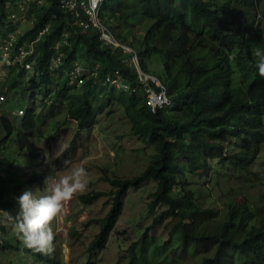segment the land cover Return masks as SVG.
Here are the masks:
<instances>
[{"label":"trees","instance_id":"trees-1","mask_svg":"<svg viewBox=\"0 0 264 264\" xmlns=\"http://www.w3.org/2000/svg\"><path fill=\"white\" fill-rule=\"evenodd\" d=\"M74 1V8L65 4ZM89 1L0 0V45L18 29L13 19L25 4L37 21L14 39L13 49L31 50L25 60L36 72L31 89L43 87V97L62 103L82 130L108 105L119 104L131 135L156 147L140 176L112 181L114 205L90 251L105 248L128 191L152 181L148 208L155 217L130 247L129 264H264V76L255 67L256 49L264 50V0H101L100 27L80 7ZM104 31L135 51L140 71L164 86L171 105L155 110L149 104L134 62ZM155 62L162 63L159 72L151 67ZM27 71L24 64L9 69L7 92L23 88ZM147 84L160 91L155 82ZM35 112L26 111L20 127L0 115V208L8 212L17 206L15 183L23 185L14 145L34 155ZM38 178L42 182L44 175ZM106 195L80 199L91 205ZM167 218L175 223L162 243L149 234ZM14 238L0 227V264L10 250L19 257L24 252ZM27 253L61 264L43 251ZM186 255L199 262L182 263Z\"/></svg>","mask_w":264,"mask_h":264},{"label":"rangeland","instance_id":"rangeland-1","mask_svg":"<svg viewBox=\"0 0 264 264\" xmlns=\"http://www.w3.org/2000/svg\"><path fill=\"white\" fill-rule=\"evenodd\" d=\"M75 2H72V7L76 6ZM19 6L20 14L13 19L18 29L15 30V33L10 32L9 40H4V43L10 39L14 40L17 36H23L36 24V16L28 11L27 6L23 3H20ZM86 6L82 2L80 7L85 9ZM88 13L91 20L98 25L96 23L98 13L96 11ZM138 31V36H140V32H142L140 24ZM128 53L131 58V52ZM157 59L162 62L159 56H155L154 60ZM161 65L162 63L155 62L151 67L154 71L159 72ZM10 75L9 69L0 59V95H6L5 101L2 103L0 98V115H5L11 123L20 127L23 117L15 113L17 117L13 112H17L21 108L26 111H36V125L30 136L34 155L31 156V152L27 148L19 152V147L14 145L15 156L12 160H18V175L23 182L21 190L17 187L19 182L15 183L16 187L12 190L15 200L25 189H39L37 195L44 194V178L49 175L51 168L50 164L45 163L44 153L47 151L51 154L58 140L64 146V151L52 164L60 168L63 166V160L67 159L73 165H82L87 171L85 190L74 193L69 200L63 202L60 212L49 225L55 235V240L51 250H44L43 253L50 254L54 260L61 261V264H129L130 247L143 238L155 217L154 214H150L148 208L151 193L156 190V185L152 181L146 182L140 188L130 189L123 198L122 213L105 248L92 252L90 244L100 233V221L113 208L114 200L110 193L115 192L116 188L113 187L112 181H125L140 176L152 163L156 147L144 144L131 135V122L119 104L108 105L103 112L96 114L95 122L89 130H82L75 120H68L66 109L62 103L52 102L51 98L43 97L41 91L43 87L31 89L33 86L31 79L36 76L34 69L25 73L21 83L23 88L7 92L11 80ZM57 78L59 79L60 76L55 74L54 79ZM74 78L75 76L72 75L71 82H75ZM36 79L39 83L37 86H42L38 81L39 78ZM52 87L51 89H57L58 86ZM32 97H35L36 100H31ZM19 159L23 162L19 163ZM39 174L44 175L42 182L38 178ZM32 177L35 178L33 184L30 182ZM91 193H106L107 195L94 201L91 205L82 203L81 196ZM164 209L166 207H159L157 213ZM17 211L18 205L9 213L14 216ZM174 223L172 218H167L162 225L151 230L149 235L158 237L163 243L169 238V232ZM3 225L6 226L8 238L15 237L13 243L20 244L24 251L20 257V252L16 253L13 250L4 254L1 260L5 264H11V259L16 264H47L34 259L31 254L27 253V250L35 252L38 250L26 247L19 238L13 221L0 214V227ZM158 260L161 261V259ZM181 262H199V257L186 255L183 256Z\"/></svg>","mask_w":264,"mask_h":264},{"label":"clouds","instance_id":"clouds-1","mask_svg":"<svg viewBox=\"0 0 264 264\" xmlns=\"http://www.w3.org/2000/svg\"><path fill=\"white\" fill-rule=\"evenodd\" d=\"M14 54L13 52L12 56ZM256 57V70L259 75L264 76V50L257 48ZM6 67L10 69L13 66ZM32 70L33 68L28 71ZM137 70L142 73L139 66ZM0 96L2 103L5 101L6 95ZM15 113L24 117L26 110L21 108L17 112H13V114ZM63 151L64 146L58 140L51 154L47 151L44 153L45 163L51 165L49 175L44 178V194L37 195L39 189H25L16 197L18 211L14 216L7 210L0 209V214L13 221L19 238L28 248L38 251L51 250L53 232L49 225L60 212L63 202L69 200L74 193L84 191L87 186V171L82 165H73L67 159L63 160V166L60 168L52 164Z\"/></svg>","mask_w":264,"mask_h":264},{"label":"built area","instance_id":"built-area-1","mask_svg":"<svg viewBox=\"0 0 264 264\" xmlns=\"http://www.w3.org/2000/svg\"><path fill=\"white\" fill-rule=\"evenodd\" d=\"M101 0H92L89 3V6H86L87 8H85L86 12H90V11H96L98 9V6L100 4ZM67 4V6H70L71 8H74L71 6V3H65ZM89 15V13H88ZM91 18V17H90ZM94 23V22H93ZM98 25H95L100 27V23L97 20ZM103 37L110 43L116 45V46H120L122 47L126 52H131V59L134 62L136 68H138V57L135 53V51H133L132 49L128 48V47H124L121 46L120 44H118L115 39L113 38L112 35L107 34L105 31L103 32ZM13 44H14V40L10 39V41L6 42L5 44H3L2 46H0V59L4 62V64L6 66H15L17 64L25 65V68L28 70L32 69V65L30 63H26V57L31 53V50H27L24 47H21L17 53L12 56L14 49H13ZM127 52V53H128ZM129 54V53H128ZM140 74V78L142 83L144 84V87L146 89V94L148 96V100H149V104L156 110L157 108H162L164 106H168L171 105V101L167 95V90L164 88V86H162V84L155 78V77H151L142 73ZM148 81H152L155 82L159 87H160V91L156 92L155 90H152L149 85L147 84ZM114 83L118 86L117 81H114Z\"/></svg>","mask_w":264,"mask_h":264}]
</instances>
